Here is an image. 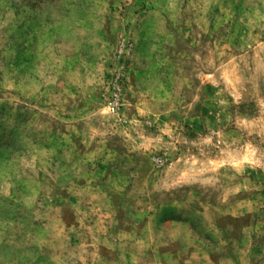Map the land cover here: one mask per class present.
Returning <instances> with one entry per match:
<instances>
[{"label": "rangeland", "instance_id": "374dc122", "mask_svg": "<svg viewBox=\"0 0 264 264\" xmlns=\"http://www.w3.org/2000/svg\"><path fill=\"white\" fill-rule=\"evenodd\" d=\"M0 264H264V0H0Z\"/></svg>", "mask_w": 264, "mask_h": 264}]
</instances>
